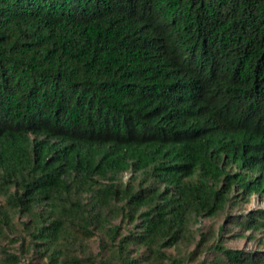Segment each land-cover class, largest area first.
Returning a JSON list of instances; mask_svg holds the SVG:
<instances>
[{
  "label": "trees",
  "instance_id": "obj_1",
  "mask_svg": "<svg viewBox=\"0 0 264 264\" xmlns=\"http://www.w3.org/2000/svg\"><path fill=\"white\" fill-rule=\"evenodd\" d=\"M253 194L264 0H0V264H264Z\"/></svg>",
  "mask_w": 264,
  "mask_h": 264
},
{
  "label": "rangeland",
  "instance_id": "obj_2",
  "mask_svg": "<svg viewBox=\"0 0 264 264\" xmlns=\"http://www.w3.org/2000/svg\"><path fill=\"white\" fill-rule=\"evenodd\" d=\"M128 177V174L125 175L124 179ZM259 208H264V195L260 196L258 194H253L248 202L240 203L237 206L228 208L224 212L213 216L211 218H206L202 222V228L204 230L212 229L218 231L221 225L229 228V231L224 233L225 245L234 249H241L245 251H254V252H264V231H258L254 233V237L248 239L247 236L250 234V231L243 232V237H232L233 234L237 232H242L243 230L238 226L229 225L230 218L237 216L247 215L252 210ZM5 242L0 240V246ZM21 264H27L26 261H23Z\"/></svg>",
  "mask_w": 264,
  "mask_h": 264
}]
</instances>
